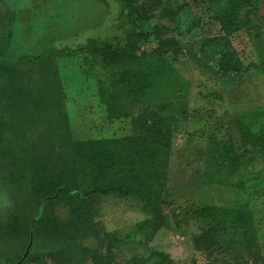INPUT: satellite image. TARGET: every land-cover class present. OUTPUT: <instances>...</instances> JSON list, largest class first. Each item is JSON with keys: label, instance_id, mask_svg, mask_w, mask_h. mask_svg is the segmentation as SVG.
I'll use <instances>...</instances> for the list:
<instances>
[{"label": "rangeland", "instance_id": "1", "mask_svg": "<svg viewBox=\"0 0 264 264\" xmlns=\"http://www.w3.org/2000/svg\"><path fill=\"white\" fill-rule=\"evenodd\" d=\"M262 40L264 0H0V264H264V161H232L264 121ZM160 46L162 78L119 84Z\"/></svg>", "mask_w": 264, "mask_h": 264}, {"label": "trees", "instance_id": "2", "mask_svg": "<svg viewBox=\"0 0 264 264\" xmlns=\"http://www.w3.org/2000/svg\"><path fill=\"white\" fill-rule=\"evenodd\" d=\"M256 51L258 58L261 60V66L264 67V41H259L256 44ZM79 51V50H78ZM76 50H50L46 53V56L51 58V57H70L73 56L74 54H78ZM166 51V48L164 46H160L157 52L159 53L157 56V59L152 62V65L150 67V71L146 72V74H140L138 70L133 67V66H127V67H120L117 71V76L118 79L117 81L119 84L126 86L127 85L130 87V91L133 93H142L146 89H148L150 86H153L154 82H157L158 78H162L165 71L169 70V65L166 59V56H164L162 53ZM88 53L94 54V55H99V56H104V57H111V63L120 66L122 61L125 59L126 54L130 53L129 50L125 48H115L111 45H106V44H101L96 41L90 42V44L87 46V51ZM43 58V56H22L18 59V61H14L12 63H28V62H38ZM3 63H10L9 60L7 59H1L0 58V64ZM259 67V68H260ZM233 68V67H232ZM241 69V68H239ZM246 69H241V73L233 77V75H227L231 79L235 81H239L241 78V74L243 71ZM92 72V71H91ZM89 72L90 78L92 77V73ZM253 125L256 127H250L252 129V133L249 135L248 142L246 143L247 145L243 147L240 152H236L233 154L232 161L236 162L240 155L243 153H247L251 159H262L264 161V121L263 122H254ZM254 128V129H253ZM98 143H106V141H100ZM93 145V143H84L81 146L82 147H88ZM83 149V148H82ZM262 176V179L259 180V177ZM250 179V182L252 184V188H256V190H260V192H257L259 196L264 197V173H255ZM112 189L115 188H109V187H102V186H97L95 185L93 188H91L88 191H85L83 193L77 191V190H69V189H64L61 190L62 193H68L71 195L78 196L80 198L86 199L94 194L98 193H106ZM144 189L134 187V186H128L125 188H119V191H121L124 194H128L129 192H140ZM262 190V192H261ZM146 193H152L156 196L158 194L160 195V192L156 194L155 190H152L149 188ZM155 198V196H153ZM152 220H148L142 224L139 225V229L142 231H146L147 229H150V226L152 225ZM108 255V256H107ZM112 251L110 248H108L107 253H96L92 261L89 264H109V261L112 258ZM163 258V254H151L149 255L146 259L147 260H155L156 258Z\"/></svg>", "mask_w": 264, "mask_h": 264}, {"label": "water", "instance_id": "3", "mask_svg": "<svg viewBox=\"0 0 264 264\" xmlns=\"http://www.w3.org/2000/svg\"><path fill=\"white\" fill-rule=\"evenodd\" d=\"M27 255V254H26Z\"/></svg>", "mask_w": 264, "mask_h": 264}]
</instances>
